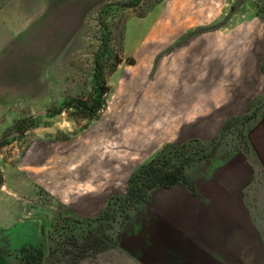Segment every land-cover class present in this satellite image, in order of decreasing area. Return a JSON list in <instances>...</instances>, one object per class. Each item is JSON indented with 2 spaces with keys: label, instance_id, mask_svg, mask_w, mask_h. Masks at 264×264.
<instances>
[{
  "label": "rangeland",
  "instance_id": "obj_1",
  "mask_svg": "<svg viewBox=\"0 0 264 264\" xmlns=\"http://www.w3.org/2000/svg\"><path fill=\"white\" fill-rule=\"evenodd\" d=\"M177 16L192 20L175 27L178 37L167 51L149 35L166 32L168 20ZM253 18L264 24V0L89 3L85 18L73 25L71 42L41 71L39 86L22 90L16 103L0 104V264H264V167L251 140L255 110L229 121L212 140L156 147L141 164L154 159L184 165L189 180L180 185L195 194L194 166L214 162L212 171L243 155L252 163L243 201L248 226L238 232H217L229 230L228 215L219 218L223 226L212 224L208 211L201 219L189 217L184 208L167 217L159 188L145 202H131L125 195L128 183L100 213L82 216L57 201L31 159L37 140L95 136L102 122H133L151 87L156 94L159 65L175 45L192 35L230 32ZM146 47L150 52L143 54ZM114 125L100 131L105 157L119 149L124 128ZM223 208L224 214L234 213L232 206Z\"/></svg>",
  "mask_w": 264,
  "mask_h": 264
},
{
  "label": "crops",
  "instance_id": "obj_2",
  "mask_svg": "<svg viewBox=\"0 0 264 264\" xmlns=\"http://www.w3.org/2000/svg\"><path fill=\"white\" fill-rule=\"evenodd\" d=\"M100 1L0 0V104L16 103L22 90L39 86L40 73L47 70L56 50L71 42L73 25L85 18L89 3ZM188 20L192 18L169 19L166 32L153 33L150 40L159 39L168 51V42L178 37L175 27ZM248 23L227 33L192 35L175 45L176 51L159 65L156 94L151 87L133 122H127L129 118L115 125L102 122L95 136L37 140L31 146L33 169L45 177L57 201L82 216L98 214L156 147L212 140L229 121L242 119L253 110L258 117L251 140L264 167V105L257 109L264 104V24L260 18ZM148 52L146 47L143 54ZM113 125L124 130L118 151L105 157L99 151L104 138L100 131ZM234 159L236 162L215 165L212 171L209 164L214 162L194 166L195 194L180 184L159 187L156 195L161 211L168 217L184 208L196 219L208 211L217 226H223L219 218L228 215L229 230L217 231L220 234L247 228L243 201L252 163L243 155ZM227 205L234 207L233 214L232 210L223 213Z\"/></svg>",
  "mask_w": 264,
  "mask_h": 264
},
{
  "label": "trees",
  "instance_id": "obj_3",
  "mask_svg": "<svg viewBox=\"0 0 264 264\" xmlns=\"http://www.w3.org/2000/svg\"><path fill=\"white\" fill-rule=\"evenodd\" d=\"M187 143L180 145L183 147ZM188 180L184 165H171L169 160L154 161L153 159L141 165L132 174L125 195L131 202L143 203L156 188L171 187L177 184L185 185Z\"/></svg>",
  "mask_w": 264,
  "mask_h": 264
}]
</instances>
